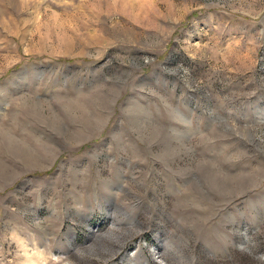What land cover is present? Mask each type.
I'll list each match as a JSON object with an SVG mask.
<instances>
[{
  "label": "rangeland",
  "instance_id": "obj_1",
  "mask_svg": "<svg viewBox=\"0 0 264 264\" xmlns=\"http://www.w3.org/2000/svg\"><path fill=\"white\" fill-rule=\"evenodd\" d=\"M0 264H264V0H0Z\"/></svg>",
  "mask_w": 264,
  "mask_h": 264
}]
</instances>
